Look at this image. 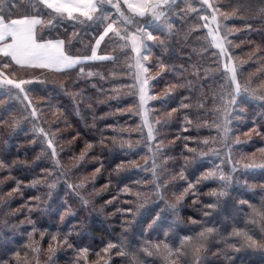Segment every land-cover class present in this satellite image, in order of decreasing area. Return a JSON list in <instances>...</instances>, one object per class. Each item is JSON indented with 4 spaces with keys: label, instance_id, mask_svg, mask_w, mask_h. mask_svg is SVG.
Listing matches in <instances>:
<instances>
[{
    "label": "snow or ice",
    "instance_id": "snow-or-ice-1",
    "mask_svg": "<svg viewBox=\"0 0 264 264\" xmlns=\"http://www.w3.org/2000/svg\"><path fill=\"white\" fill-rule=\"evenodd\" d=\"M237 18L249 31L253 21L264 23V0H0V130L27 129L29 150L36 152L29 166L26 154L20 160L19 153H10L8 140L4 141L0 205L9 207L17 196H25L26 189H43L47 197L27 196L20 210L10 213L24 216L26 210L28 216L17 227L23 228L25 220L29 227L23 232V248L6 249L0 264H41L44 251L47 264H53L65 248L74 254L70 264H114L113 257H127L128 264H146L151 257H159L161 264H216L223 257L228 264H236L239 253L264 255V196L251 203L232 195L237 186L254 187L247 179L250 170H264V147L257 150L259 156L256 151L235 156L253 136L264 137V124L253 121L246 131L238 127L253 103L258 102L264 119V68L255 77L246 73L248 61L239 58V46L234 43L235 34L242 31ZM177 36L197 56L195 62L189 54L183 57L188 67L174 61L179 58ZM262 54L264 48L253 49L249 60ZM100 66H105L104 73L94 71ZM161 83L164 88L157 91ZM125 88L134 103L123 99ZM178 89L189 95L183 96ZM35 91L43 94L39 101L30 94ZM177 95L180 103L172 107ZM65 96L76 102L77 112L87 101L85 108L92 116L91 125L85 120L82 131L77 122L74 135L63 130L72 127L67 119L70 113L60 103ZM101 104L109 111L97 114L94 109ZM48 113L55 118L49 121ZM125 113L140 121L135 139L130 126L120 123ZM181 113L185 130L190 128L195 135L174 136L165 143L162 130ZM202 131L209 135L201 136ZM82 135L89 138L76 154L77 137ZM177 141L183 143L179 152ZM96 148L101 150L99 158L92 156L96 163L88 175L81 170ZM115 149L126 155L117 163L105 162V151L111 154ZM64 157L71 163L65 164ZM24 166L32 173L27 183L14 175ZM36 167H40L38 173ZM102 170L110 173L108 183L112 173L121 181L129 178L126 173L143 175L119 189L130 196L113 206L120 217V236L101 239L97 248L85 242L87 221L67 227L65 213L73 215L70 206L61 200L53 210L52 201L63 190L87 206L90 200L81 193L89 186L96 191L94 184ZM209 184L215 186L209 188ZM103 187L107 189L108 184ZM202 189H207V200ZM259 191L264 192V181ZM189 197L194 198L200 216L189 218L192 227L182 229L185 234L177 241L176 214ZM229 203L242 216L243 226L220 219ZM147 205L154 214L142 211ZM33 211L55 221L48 228H38L31 218ZM137 232L149 238L136 240ZM45 239L47 249L41 243ZM241 264L247 262L241 260Z\"/></svg>",
    "mask_w": 264,
    "mask_h": 264
},
{
    "label": "rangeland",
    "instance_id": "rangeland-1",
    "mask_svg": "<svg viewBox=\"0 0 264 264\" xmlns=\"http://www.w3.org/2000/svg\"><path fill=\"white\" fill-rule=\"evenodd\" d=\"M183 6L184 5L181 4V7H183ZM235 22L237 24V27L241 28V30H242L241 32L235 34V39H234V43L239 46V48H238V56H239L240 59L248 61V65H246V73L251 72L254 75V77L258 76L259 75V70L264 68V54L261 55L260 59H252V60H249V55H250V53L252 52L253 49L264 48V41L261 42V46H258L256 42H252L250 40L248 41L246 39V37L242 36V34H241L243 32V30H244V27H243V24L241 25L239 18H237V20ZM177 28H179L178 24H177ZM256 30H257V28L254 27V29L252 28L251 31L255 32ZM262 32L264 33V30ZM175 39H176V43L178 42L177 44H175V48H176V51L179 53V58L174 57V61L177 64H184L186 67H188L189 66V62L185 61V59L183 57L186 54L190 53V46H185L182 36H177ZM252 44H254V45H252ZM253 46H254V48H253ZM153 52L158 54L159 50L158 49H153ZM191 60H192V62H195L197 59H195L194 57L193 58L191 57ZM108 67H110V65ZM94 71H96L98 73H104L105 72V66L97 67V68L94 69ZM164 79L167 81V80L170 79V77L166 76V77H164ZM127 82L130 83V81H127ZM93 83H95V81H93ZM257 83H259V81H257ZM39 87L40 88H44V85H40ZM97 87H99V86H97ZM105 87H107V85H105ZM163 88H164V84L161 83V84H159L157 86V91H162ZM121 91L124 93L123 99L125 101H127V103H134L135 102L134 99L131 98V93L128 92L127 88L122 89ZM177 92L181 93V90L178 89ZM184 93H188V92H182L181 94L184 96L185 95ZM30 94L34 97V99L36 101H39L42 98V95H43L42 92H40V91H35V92L30 93ZM0 98H2V96H0ZM97 98L98 99H103V97H97ZM180 98H181V96L177 95V97L175 99V102L172 104L173 107H176V105L180 103ZM60 103H62L68 109V112L70 113V115L67 117V119H68L69 124L72 125V127L63 129L64 131H66L68 133H74L73 128H75L77 126V122L79 123L80 129H81V127H83V123L85 122V120L87 121L88 124L91 125V123H92L91 113L88 112L86 110V108H85V105L87 104V101H84L83 103L80 104V111L79 112H77L74 109V104L76 102L71 100L67 96H65L64 99L62 101H60ZM100 106H104V105L101 104ZM100 106L98 108H100ZM70 107H72L73 110H70L71 109ZM251 108H253V110H259V111H257V114L260 117L261 109L258 106V104L257 103L254 104L253 103V105H251ZM96 109H94V111ZM96 112H97V114H99L98 111H96ZM248 112H249V115H248L246 121L244 122V124L238 126L240 131H246L247 127H252V122L253 121H255V123H256L257 120L259 119L258 116H255V115H253V113H251L252 110L248 109ZM126 115H127V117H126ZM47 116H48L49 121H51V120H53L55 118V117H53L51 115V113H48ZM122 116L124 117L123 125H129L130 126V130L133 132V137L132 138L135 139V129L139 125L140 121L137 119V117L135 115L129 116L127 113H125ZM262 120L264 122V119H262ZM172 124L175 125V127L177 128V131H179V132L172 131V129H171ZM245 124H246V127L244 126ZM4 130H5L6 134H7L8 140H9V136L12 137L9 140L8 145H7L8 150L12 149L14 146H16L17 149H22V148L29 149L30 148V145H29V135L30 134L27 131V129H25V130H17V131H14V132H12V131H10L8 129H4ZM162 131L166 135L165 143H168L172 139V137L181 136V134H180L181 132L184 133L186 131H192V130L190 128L185 130V126L183 125V113H181L176 119H174L173 121L170 122V125L168 127L164 128ZM207 135H209L208 131H202L201 132V136H207ZM258 138H263L262 145L258 146L254 150V151L257 152V155L259 156V152L257 150L259 148H261V147H264V137L253 136L252 140L258 139ZM245 139L246 138L244 136H241V140H245ZM21 140H24L22 144L19 143ZM251 141H248V142L242 144L241 147L236 150L235 156H236L237 159L240 157V155L242 153L243 154H247L248 152H253V151H250L248 149L249 143ZM178 144L181 145V147H180V150H181L183 148V143L180 142V141H177V146H179ZM0 151H2L1 148H0ZM74 151H75L76 154H78L80 152V151L78 152L77 149L74 150ZM33 154H36V152L34 151ZM143 154L144 153H141V156ZM97 158H99V156H97ZM128 158L131 159L133 157H128ZM179 159L180 158H178V160ZM63 162L65 164L71 163V161H69L67 159V157L63 158ZM202 162H204V161H198L197 163H202ZM95 163H96L95 160H93L92 157L89 156L88 160L86 161V166H89L90 164H95ZM44 166H46V165H42V167H44ZM193 167H195V165H193ZM91 168H93V167H91ZM39 171H40V167H39V170L37 171V173ZM81 171L86 173V174H88V175H91L93 170L89 171V169L87 170L86 168H84ZM103 172H104V170H102V174H100L97 177L96 181H95V184H94V187L96 189L95 192H93V187L89 186V187H87L86 191H83L81 193L83 198L90 200V203L87 206H82L80 200L77 199L76 197L72 196L71 194L66 196L65 192L63 190H61L58 193H56V195H55V197H54V199L52 201V209L55 210L58 207V204L61 202V200H63L66 203L67 206H70V210L73 213V215H71V216H69L67 213H65V220L67 222V227H73V226L78 227L79 224L77 222H84L85 217L86 218L87 217L90 218L91 221H98V222L100 221V222L106 223L104 216H105L107 210H104V203L108 204L109 207H111V209H113L114 205L119 204V203H123V202H121L120 197H122V196L124 197V195L127 194V193H123V192H120V193H117V194L110 193L111 192L110 191V187H111L112 183H108V181H104V183H103V186L105 184H108L107 189H104L103 186H98L99 182H102V181H100V179H101V176L103 175ZM251 172L252 173H264V170L255 169V170H250L249 171V173H251ZM126 175L131 180H133V179L137 180L143 174L142 173L141 174H136V173L127 174L126 173ZM10 186H12V185L9 184V187ZM32 190L36 192V193H33L32 196L40 195L43 200H47V197L44 196V194H43L44 193L43 189H40L39 191H37L35 189H32ZM5 191H7V188L5 189ZM27 192H29V190L26 189L25 190V196H23V197L17 196L16 197V199L17 198L20 199L19 202H21V203L16 205V207H12L11 208V212L20 210V205L24 204L25 200L27 198V196H26ZM167 195H168V197H171V195H172L171 191H169V193ZM261 196H264V192H262L261 195H258L257 198L260 200ZM112 197H117V200L111 201ZM128 197H130V196H128ZM190 198L194 201L193 197H190ZM109 201H111V203H108ZM4 207L5 206L0 205V242L4 243V246H3L4 250L3 251H5L6 249H21V248H23V246L16 245L14 243L13 244L14 247H13L12 245H9L10 243H5L6 242L5 240H9V242H11L13 239H16L17 237L18 238H20V237L24 238L22 230H26L29 227L27 225L26 220H25V225L23 226V228H18L17 225L20 223L21 220H24L25 217L28 216V213L25 210V217L21 218L22 216L18 215L13 220H11V219H8L6 217V215L4 214V211L6 209ZM161 207H163V205H161ZM60 211L63 212L64 210L61 208ZM142 211L145 212L146 214L150 213L152 211L151 205L145 206V208L142 209ZM78 212L80 213V215H79L78 221H76L75 216L77 215ZM176 215L179 218L178 219V228L177 229H182L183 227H182L181 219H180V211ZM31 218H34L37 221V227L38 228L41 227L43 221H44V223L46 221V225H47L46 227L43 226L44 228H48L49 223L55 221V219H50V218H54V217H48V216H46L44 214H42V216H41L36 211L32 212ZM67 227L64 228L63 230L67 231ZM181 236L182 235L179 232L175 233V237H176L177 241H178V239ZM37 239H39L38 236H37ZM41 243H42L43 248L47 249V239L43 240ZM99 247H101V245L98 246V248ZM213 251H215V250H213ZM73 257H74V254H73V252L71 250H68L66 248L62 249L53 258V264H70V261L73 259ZM21 258L23 259V254L21 255ZM39 258H40L41 264H47V262H48V253H47V251L42 252L40 254ZM92 258L95 259L94 255H93ZM117 258L123 259L124 257H113V260H115ZM223 259H224L223 257H220L219 260L216 261V264H221V263L222 264H228V262L226 260H223ZM158 262H159V264H161L159 257H158ZM178 264H180V262H178Z\"/></svg>",
    "mask_w": 264,
    "mask_h": 264
},
{
    "label": "trees",
    "instance_id": "trees-1",
    "mask_svg": "<svg viewBox=\"0 0 264 264\" xmlns=\"http://www.w3.org/2000/svg\"><path fill=\"white\" fill-rule=\"evenodd\" d=\"M241 25H242V23H241ZM254 27L257 28V30L255 32L244 29L241 34H242V36H245L248 41L250 40L252 42H256L258 46H261V42L264 41V35H262V33H263L262 31L264 30V23H261L259 20H255V21H253V27L252 28L254 29ZM177 43H175V44H177ZM252 45H254V44H252ZM253 48H254V46H253ZM189 54L191 55V53H189ZM191 57L192 58L194 57L195 59H197L196 55H191ZM185 61H187V60H185ZM184 94H185L184 96L189 95V93H184ZM195 101H196V96H193L192 102L195 103ZM254 104H256V103H254ZM257 104H258V102H257ZM171 106L173 107V105H171ZM70 108H69L70 110H73L72 107H70ZM249 110H252L251 113H253V115L258 116L259 119L257 120L258 123L256 122V124H264L263 120L257 114V111H259V110H253V108H251V107L249 108ZM95 111H98L99 113L102 111L107 112V111H109V108L104 105V106H100V108H97ZM126 117H127V115H126ZM109 122H111V120H109ZM120 123L122 125L124 123V117L123 116L120 119ZM100 127L103 128V125L101 124ZM171 129H172V131H177V128L175 127L174 124H172ZM80 130L82 131L83 127H81ZM177 132H179V131H177ZM72 134L74 135L75 133H72ZM180 134H181V136L195 135V133L192 131H186L184 133L181 132ZM88 138L89 137H85L83 135L78 137L77 138L78 143H77V146L74 150L77 149L78 152L81 151V149H83V147H84V141ZM5 140H8L7 134H6L5 130H0V148L2 151L4 149V141ZM23 141L24 140H21L19 143L22 144ZM8 142H9V140H8ZM262 142H263V138L254 139L249 143L248 149L250 151H254L258 146L262 145ZM178 145L179 146H177L176 152L180 151L181 145L180 144H178ZM15 148H16V146H14L12 149H9L10 153H12V154L19 153V159L20 160H24L25 154H26V159L29 162V166H30L31 161L33 160V158L35 156V154H33L34 151L29 150L27 148H22V149H17V148L15 149ZM100 151L101 150L99 148H96L95 150H93L90 153L89 156L90 157H92V156L97 157V156H99ZM124 155H126L124 152H122L118 149H115V150H111V154H109L108 151H105L103 159L105 160V162L112 161L114 164V163L119 162V158L123 157ZM129 157H131V156H129ZM179 163H183V160L179 159ZM202 163L207 164L208 162L204 161ZM42 165H44V164H41L40 167H42ZM94 165L95 164H90L89 166H86L85 168L87 170L89 169V171H92L93 168H91V167H93ZM105 166L107 167V163ZM38 170H39V167H36L35 172H37ZM178 170H179V168L177 167V171ZM200 170L203 171L202 168ZM14 175H16L17 177L23 178L24 183H27L32 178V173L29 172L28 166L20 167L17 171L14 172ZM111 175L113 178L111 179L112 184L110 187V191H111L110 193H115V194L120 193L119 189L122 188L124 184H129V183H132L133 181L136 180V179L131 180L130 178H127V179H124L121 181L119 178H117L115 176V173H112ZM109 176H110L109 171L104 170L103 175L101 176V179H100V181H102V182H99L98 186H103L104 181H109ZM125 176H127V175L125 174ZM247 179H248L249 184L253 185L254 187L245 188L242 186H237L235 188V190L233 191L232 195H233L234 199H236V200H240L241 198H244V199H248L251 203H257L259 201V199L257 197H258V195H261V193H262L259 191V185H260L261 181H264V173H252L251 172L248 174ZM214 186H215L214 184L208 185L209 188L214 187ZM206 192H207V189H202V197L205 200L208 199V197L206 195H204V193H206ZM33 193H36V192L33 190H29V192H27L26 196H32ZM128 196H129L128 194H125L124 197L123 196L120 197L121 202H125L128 199H130V197H128ZM19 201H20V199L17 198L13 203H11V205L9 207H4V208H6L4 211V214L6 215V217L8 219L13 220L15 218L10 214L11 208L16 207V205L20 204L21 202H19ZM181 207L182 208L180 210V219H181V224L183 227L182 229L187 230L189 227H192L191 225H189V218L200 216L199 207L197 204H195L193 202V200L190 197L188 199H186V201L183 203V205ZM104 210H107L106 214L104 216L106 223L100 222V221L99 222L98 221H91V219L88 217L87 218L85 217V220H84V222L87 221V223H86L87 234L85 236V242H91L97 248H98V246H100V240L101 239H104L105 241H107L113 237H119L120 233H121L120 217L115 215L114 210L111 209V207H109L108 204L104 203ZM150 213H152V211ZM152 214H154V213H152ZM39 215L42 216V214H39ZM79 215H80V213L78 212L77 215L75 216L76 221H78ZM23 217H25V215L22 216L21 218H23ZM233 217L236 218V221L233 220ZM150 218L151 217L149 215V219ZM50 219H55V218H50ZM220 219L228 222L231 225V224H234L235 222H241L243 218L229 203L228 205H226L221 210ZM145 224H146V222H145ZM42 226H44V227L47 226L46 221H45V223L43 221ZM239 226H243V223L242 222L239 223ZM182 229H177L176 232H179L181 235L185 234L184 231H181ZM22 231L24 232L25 230H22ZM49 231H53V230L49 229ZM197 231H198V229H197ZM148 238L149 237L146 235L144 237H141L138 232L136 233V236H135L136 240H141V241L143 239H148ZM152 238L153 239L155 238V234H153ZM128 239L129 240L133 239L131 234L129 235ZM5 241H6L5 243H10L9 245H12V246L14 243L16 245L23 246L25 243V236H24V238H22V237L18 238L17 237L16 239H13L11 242H9V240H5ZM3 246H4V243L0 242V254H2L4 252ZM213 250H215V249H213ZM22 254H23V252H22ZM223 260H225V259H223ZM241 260L247 262V264H264V255H262L260 252L247 251V252L237 254L236 264H241ZM153 261H155V264H159L158 257L148 258L146 264H152ZM114 264H128V258L127 257H124L123 259L117 258L114 260Z\"/></svg>",
    "mask_w": 264,
    "mask_h": 264
}]
</instances>
